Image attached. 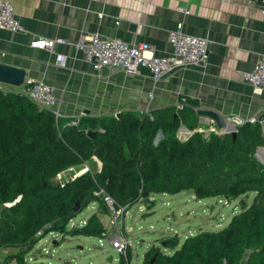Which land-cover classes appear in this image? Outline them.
<instances>
[{"label":"trees","instance_id":"obj_1","mask_svg":"<svg viewBox=\"0 0 264 264\" xmlns=\"http://www.w3.org/2000/svg\"><path fill=\"white\" fill-rule=\"evenodd\" d=\"M178 101L182 109H153V119L127 110L82 115L77 126H63L26 95L0 89V248L17 249L3 263L24 264L25 254L50 232L67 235L65 226L77 215L75 202L87 205L95 191L103 190L117 208L127 210L142 198L150 200L151 193L186 190L197 199L254 195L219 230L181 241L160 239L170 253L150 245L143 264L154 254L152 264H264V155L263 162L255 157L264 146L260 124L243 122L235 137L232 132L223 138L215 131L206 134L198 130L199 100L181 95ZM181 127L192 132L186 140L177 136ZM88 129L97 130V137L89 138ZM91 157L100 160L99 171L63 184L54 180L61 170ZM103 232L93 214L73 234ZM130 260L128 247L119 264Z\"/></svg>","mask_w":264,"mask_h":264},{"label":"crops","instance_id":"obj_2","mask_svg":"<svg viewBox=\"0 0 264 264\" xmlns=\"http://www.w3.org/2000/svg\"><path fill=\"white\" fill-rule=\"evenodd\" d=\"M8 1L24 32L0 29V63L21 68L25 78L41 79L50 85L63 122L75 115L95 117L176 105L181 95L198 99V108L219 113L234 130L252 115L264 116V89H254L242 78L243 72L264 58V0ZM179 27L188 34L208 37V63L176 69L155 86L144 67L138 75L94 70L72 44L99 32L128 44L144 45L145 56H156L170 51L167 33ZM36 37L66 39V44L55 45L56 53L64 57L63 66L58 64L55 53L29 46ZM150 91L152 98L148 97ZM198 123V129L206 134L211 130L219 132L207 118L199 117ZM179 129L180 140L192 133ZM260 151L263 157L264 146L258 147L256 157H260ZM64 243L52 244L59 249ZM7 251L0 248V260ZM59 253L58 264H69L67 252Z\"/></svg>","mask_w":264,"mask_h":264},{"label":"rangeland","instance_id":"obj_3","mask_svg":"<svg viewBox=\"0 0 264 264\" xmlns=\"http://www.w3.org/2000/svg\"><path fill=\"white\" fill-rule=\"evenodd\" d=\"M62 121V120H60ZM262 162L261 151L258 153ZM98 158L90 159L89 166L95 171ZM100 161V160H99ZM77 168L81 165H76ZM55 180V179H54ZM66 177L63 183L72 181ZM95 195V199L87 205L79 203L77 215L72 218L65 230L67 235L50 232L25 254L24 264H58L57 253L67 252L69 264H119V255L108 244L109 237L115 232L129 240L131 251L130 264H143V253L150 245L160 247V250L170 253L171 250L162 248L160 239L171 237L180 241L188 235H196L201 231H216L225 226L233 214L242 210L243 205L250 204L254 193L239 195L233 199L222 197H207L197 199L191 191L177 193H151L150 200L142 198L139 202L122 208L117 215V225L112 222L111 209L104 204L102 193ZM96 214L100 219L104 232L100 236H85L73 234L76 229L84 226L91 215ZM65 243L57 249L53 242ZM7 253L14 254L17 249L7 248ZM7 253L5 255H7ZM59 253V255H61ZM71 257V258H70ZM2 258L1 260H3Z\"/></svg>","mask_w":264,"mask_h":264},{"label":"built area","instance_id":"obj_4","mask_svg":"<svg viewBox=\"0 0 264 264\" xmlns=\"http://www.w3.org/2000/svg\"><path fill=\"white\" fill-rule=\"evenodd\" d=\"M225 2H233L234 0H224ZM187 13L184 9H181ZM101 16V14H99ZM0 29H6L12 32H24V28L18 20L12 3L8 0H0ZM167 41L170 46V51L162 55L145 56L143 50L144 45H133L124 42L119 38L105 37L99 32H93L89 35L80 37L73 42L74 47L82 52L84 60L89 63L96 71L107 69L108 71H123L128 75H138L142 67L146 68L151 76L153 85L155 86L166 74L173 72L176 69L187 66H205L208 63L209 44L210 40L206 36L191 35L183 31V29H170L167 33ZM64 38L48 39L44 37L33 38L29 42L32 48L43 49L50 53L56 54L57 62L60 66L64 65V57L55 51L56 44H66ZM243 80L252 86L254 89H264V58L258 60L253 68L242 73ZM5 85V84H3ZM4 92L17 91L26 95L33 101L40 109L50 111L54 117L56 125H59L60 120H63V113L59 109L57 97L54 89L41 79L24 78L23 83L19 87H11L9 85L2 87ZM148 97H153V92L148 93ZM177 109H182V103H176ZM151 109L145 107L139 111L141 115H151ZM82 115H75L63 122V126H77ZM251 124L258 123L262 129L264 137V116L259 118L252 115L245 120ZM245 121H242L241 124ZM213 129V128H212ZM98 130L102 131L101 128ZM199 130V129H198ZM214 131V130H211ZM204 132V131H203ZM180 129L177 131L179 137ZM160 137L158 134L157 138ZM257 152V151H256ZM263 162V158L261 160ZM99 171L101 162H97ZM93 171L87 162H84L77 168V166H69L64 170L58 172L55 180L63 184L66 177L75 179L76 177ZM102 193L103 202L111 209L113 215V224L117 225V215L122 208H117L114 200L106 194L103 190L95 191L94 194ZM108 244L119 255L125 254L129 240L115 232L108 239ZM0 264H4L0 260Z\"/></svg>","mask_w":264,"mask_h":264},{"label":"water","instance_id":"obj_5","mask_svg":"<svg viewBox=\"0 0 264 264\" xmlns=\"http://www.w3.org/2000/svg\"><path fill=\"white\" fill-rule=\"evenodd\" d=\"M25 76H26V73L23 69L0 63V83L1 84L9 85L11 87H19L22 85ZM196 114L198 115V117H200V119L207 118L211 120L215 124L216 128L218 129L219 131L218 133L221 138H223L225 133H228V132H232L233 137H235L234 127L228 124L225 118L222 117L219 113L211 109L197 108ZM176 115L177 114H175V116ZM97 134H98L97 130L88 129L86 131V135L92 139L96 138ZM73 209H74V212L76 213L78 212L79 210L78 201L75 202V206ZM155 257H156V254L153 255V257L149 260L148 264H152Z\"/></svg>","mask_w":264,"mask_h":264}]
</instances>
